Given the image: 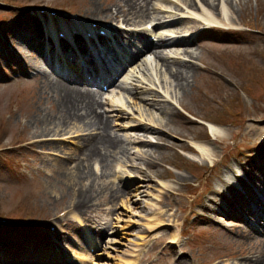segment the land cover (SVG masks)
<instances>
[{
  "label": "rangeland",
  "instance_id": "rangeland-1",
  "mask_svg": "<svg viewBox=\"0 0 264 264\" xmlns=\"http://www.w3.org/2000/svg\"><path fill=\"white\" fill-rule=\"evenodd\" d=\"M91 1L0 0V19L6 20L4 27H7L11 20L19 24L22 19L26 21L24 18L28 15L26 8L33 5L52 9L69 7L74 11L84 10L91 13L94 19L103 18L105 14H93ZM111 2L110 0H100L99 3L106 7ZM231 2L234 10L222 4L224 15L233 16L235 20L238 19L242 23L250 24L253 30L250 36L245 35L236 38L241 43H252L250 47L228 48L222 46V44H215L217 40L220 41L223 38L218 33L209 32L207 36L209 38L199 42L200 46L195 50L196 56L194 59L196 62L201 60L204 64L209 65H206L207 69H210L209 71L219 75L212 76L208 74L209 76H206L196 72L195 78L189 79L187 89L180 91L170 85L172 82L168 79V74L165 77L166 72H162V75L159 73L160 68H157V70L153 68L152 73L157 75V79L160 78V80H157V84L161 80H167L168 87L164 90L170 92V97L174 99V101H171L183 105L192 114H183L175 108L182 113V116L177 114L169 119L168 132L173 136V142L179 145L187 144L184 139H199L204 138L207 133L209 134L210 127H203L201 120L213 119L218 123L228 121L227 119L223 120L224 117L220 116V114L226 113V111L221 110L220 104L225 101V105H228L227 103L231 98L237 99V104L233 102L232 106L236 109H240L241 106L240 112L243 117H247V120L239 123L240 126L237 128H233L234 125L233 127L222 128L223 125H221L220 129L222 128L223 134L227 138L221 141H225V144L228 145V148H223L222 151H224V154L232 153L233 156L239 158V150H247L255 145H260L264 141V0H231ZM21 8H25V10H21ZM23 24H25L24 29L28 31L30 30L27 25L33 27L30 19L29 23L24 22ZM17 27L18 25L11 29L7 37H12L16 30H22ZM142 76L141 73L140 79L142 81L144 78L145 83L150 81L154 84V76L152 77L151 74ZM222 76L223 78H221ZM37 87L38 81H19L11 85H0V147L5 148L23 141H33L45 135L85 130L79 125H75V123L60 129L56 127L55 131H52L53 128L44 130L42 126L37 127L33 122L37 112L36 109H38V106H35L36 100L33 98L37 93ZM250 87L253 92H250L252 91ZM160 104L169 108L172 107L164 104V102H160ZM217 104L219 105L217 106ZM127 110L134 113H146L150 120L153 119L152 121L157 122V124L167 120V117L160 114L161 112L158 113L156 108L148 110L145 102H141L139 99L132 101ZM28 119H30L29 122ZM228 119L232 120L229 117ZM112 131L120 137L125 135L120 129L112 127ZM232 139L236 140L235 146V143L231 142ZM153 140L156 141V139ZM40 147L41 145H35L34 148ZM178 147L180 146L174 149L162 148L154 154L150 148L140 146L139 149H136L135 155L129 158L119 156L112 162V165H109L111 169L113 164L118 167L124 177V183L129 188L127 186L123 188L115 186V189L125 191L123 198L119 197L121 201H119L118 207L108 204L105 206L104 212L93 211L92 213L94 215H109L113 218L112 223H114L103 248L98 253L96 264H122L128 260L129 256L134 254L135 248L139 249V247H142L140 244L150 238L159 237L157 239H160L161 246L167 244V241H172V228L178 227L176 224L183 218L189 217L192 214V209L197 211L195 210L196 204L204 190L199 188L193 191L179 181L182 176L186 177L189 182L194 181L190 177L189 171H169L172 165L179 163L178 150L181 148L178 149ZM213 147L218 152L222 148L220 146L217 148L214 145ZM45 148V151L48 152L51 147L46 146ZM130 148L132 149V147ZM234 148L236 149L234 150ZM32 151L29 147H25L23 150H16L13 154H9L7 158H0V210L2 211L0 215L8 212L15 218H26L41 223L43 219L53 217L63 209H67L70 202L66 198H62V193L53 192V187L50 189V185L55 180L48 184L45 181L46 176H41L37 169L38 163L42 162L40 158L48 159L52 156L48 154L39 155ZM60 151L70 153V155H76L77 153V149L71 150L70 146L66 145ZM208 153H211V151H208ZM143 157L150 158L157 163L156 167L149 170L151 175L149 181L151 182H147L139 172H134V170H137L135 166L143 167L142 164H139L144 162L141 160ZM204 157L198 156L197 160L202 161ZM32 159H37L35 164H32ZM69 163L71 166L73 165V163ZM46 167L49 169L48 166ZM172 168L174 169V167ZM202 173H206L203 180L205 182L209 178L210 172ZM197 174H201V171H197ZM167 177L173 180L163 182L162 179ZM69 187L67 185L65 188L68 190ZM189 192H197V195L191 197ZM194 198L195 200H193ZM103 202H98L97 205L99 206ZM73 214H76V212ZM81 216L88 217L82 213ZM159 220L163 221L162 225H156L160 223ZM166 225H170L171 230ZM213 232L215 231L213 230ZM198 243L209 248L206 258L213 257L212 259L231 255L245 247V245L233 242L230 238L224 239L223 236L220 237L217 233H214L212 239L207 237L198 239ZM168 247L172 252L170 260L172 264H192L191 254L188 253L182 257L181 254L176 252L175 245L168 244ZM76 248L72 251L74 258L85 263V252L81 249V243H78ZM27 250L34 251L32 243L25 247L23 251ZM229 263L227 262V264Z\"/></svg>",
  "mask_w": 264,
  "mask_h": 264
},
{
  "label": "bare ground",
  "instance_id": "bare-ground-1",
  "mask_svg": "<svg viewBox=\"0 0 264 264\" xmlns=\"http://www.w3.org/2000/svg\"><path fill=\"white\" fill-rule=\"evenodd\" d=\"M186 4L189 5V8L192 10H198V2L197 0H185ZM202 4L211 12L213 15L218 17H224V9L223 5H227L231 7V10H234L232 7L231 0H199ZM100 0H92L91 1V10L95 14L103 15L107 10L103 7L102 4L99 3ZM116 8H119L118 15L119 17H123L124 20L129 23H135L142 21L148 17H150V12L153 9L151 0H117L114 5ZM40 19L43 20V17ZM226 19L230 21H234L235 17L226 16ZM41 20V21H42ZM193 24H197L199 21L195 18L191 19ZM35 27L39 35H43V28L40 23H35ZM48 29V27H47ZM179 30V28H178ZM54 34L56 32L53 29ZM55 36V35H54ZM139 37L143 38L144 33H140ZM22 44H26V46L30 47V49L36 50V52L40 55V47L39 45L33 42L32 39H24L21 38ZM181 44L182 42H177ZM174 43L168 42L166 40V36H161L157 45H167L171 47ZM150 44H147L148 47ZM145 47V48H146ZM170 51L174 52V50ZM182 53H187L188 55L194 56V52L189 48H182ZM33 63L40 66L39 58H36ZM166 65V64H165ZM168 66V65H167ZM171 69V77L173 78L172 84L175 89H179L184 91L183 89H187L189 85V79L195 78L198 67L195 64L188 65L187 63H175L174 67H168ZM43 80L38 81L37 93L34 95L36 100V106H38L37 112L35 113L34 123L37 127L42 126L43 129H48L55 131L54 129H60L61 127L67 126L69 124L75 123V125H79L81 128H91L98 127L101 123L99 117L96 115L94 111V105L98 101L97 95L91 93L88 89L80 90L77 86L66 84L62 80H54L49 79L48 77H43ZM172 89V88H171ZM38 97V98H37ZM156 108V106H155ZM162 115L167 117V120L161 123V125L155 128H149L142 126L132 127L133 132H139V136H147L148 134H153L159 140V144H154L151 148L152 152H158L162 148H166L167 144L177 145L173 142V138L169 135L165 134L161 129L169 128L170 118L178 113L174 108L169 107H159L157 108ZM110 124L108 121L103 122L104 133L103 134H95L92 136L87 146L79 152V154L75 155L77 161L74 165L69 168V164L66 162H59L55 165V182L50 185V189L53 187V192L62 193V198H67L71 203V206H74L75 209L85 210L90 205H95V201H98L100 197L108 193L111 199L119 197L118 192L113 190L112 192L104 191V187H100L97 189L93 186L95 182V175L93 170L90 167V160L94 157L101 158L102 162L107 166V164L111 163L115 158H117L118 154H123L127 148L122 139L118 136H113L110 132ZM100 127H98L99 129ZM96 129V128H95ZM213 136L215 139H219L222 135L219 134V130L212 126ZM77 132V131H76ZM75 132V133H76ZM69 133V132H68ZM221 139V138H220ZM142 145H152L150 142L141 141ZM195 147L204 155L208 153V146L201 143L193 142ZM129 153V152H128ZM107 163V164H106ZM147 164L151 167L155 166L154 161H147ZM87 179H91V184L87 187L85 186V181ZM69 187L67 188L65 187ZM65 186V187H64ZM75 187H79L78 191H75ZM215 213L218 216L225 217L229 214L228 209L221 205H216L214 208ZM255 217L259 224L261 223V228L264 231V210L256 211ZM263 223V224H262ZM256 229V228H255ZM258 231V230H257ZM263 249L264 252V242L259 246L258 249ZM252 254H255L256 251H252ZM261 253V254H262ZM255 264H264V258L259 256H254ZM253 260V259H252ZM10 264H18L13 260H9ZM128 264V261L124 262ZM123 264V263H122Z\"/></svg>",
  "mask_w": 264,
  "mask_h": 264
}]
</instances>
